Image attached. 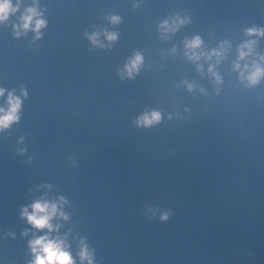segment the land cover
Returning a JSON list of instances; mask_svg holds the SVG:
<instances>
[{"label":"clouds","instance_id":"clouds-1","mask_svg":"<svg viewBox=\"0 0 264 264\" xmlns=\"http://www.w3.org/2000/svg\"><path fill=\"white\" fill-rule=\"evenodd\" d=\"M16 9L12 8L10 4V0H0V21H3L7 19L8 14L10 11L14 12ZM29 13H33L32 9L28 10ZM32 20V15H27L23 17V27L27 29L29 27V24ZM43 21H37L36 22V28L37 30L43 26ZM109 39H115L114 36L110 35ZM199 39L197 38L190 47H195L199 45ZM243 55V53H242ZM140 57L137 56L136 60L132 64V69L136 67V65L140 61ZM130 69L129 71L131 72ZM259 74V69H257V73L255 75ZM255 75L253 76V80L255 79ZM3 92L0 90V95H2ZM9 105L10 108L7 113L0 116V128L7 127L12 121L17 119L16 112L19 109L20 101L19 99L9 97ZM3 110L0 109V112ZM153 120H159V114L153 113L151 119L148 117L144 118L145 124H150ZM34 212L31 215H28L27 218L30 223H32L36 228L43 229V228H49L51 229V225L49 224V220L51 218V215L55 213L56 208L55 206H51V209L49 210L48 204H42L37 202L33 205ZM43 213V215H41ZM27 214V213H26ZM166 219V217H164ZM39 249V251H38ZM33 252H36V260L35 264H72L71 257L69 253L63 251L61 249L60 244L55 243L53 241H49L46 237H41L33 242Z\"/></svg>","mask_w":264,"mask_h":264}]
</instances>
